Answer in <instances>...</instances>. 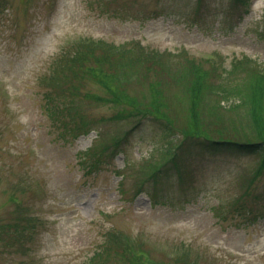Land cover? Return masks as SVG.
Returning a JSON list of instances; mask_svg holds the SVG:
<instances>
[{
  "label": "rangeland",
  "instance_id": "obj_1",
  "mask_svg": "<svg viewBox=\"0 0 264 264\" xmlns=\"http://www.w3.org/2000/svg\"><path fill=\"white\" fill-rule=\"evenodd\" d=\"M232 1L0 0V264H264L256 157L194 150L185 180L149 178L189 135L264 134V0ZM124 48L139 60L108 68ZM185 65L206 91L181 92Z\"/></svg>",
  "mask_w": 264,
  "mask_h": 264
},
{
  "label": "trees",
  "instance_id": "obj_2",
  "mask_svg": "<svg viewBox=\"0 0 264 264\" xmlns=\"http://www.w3.org/2000/svg\"><path fill=\"white\" fill-rule=\"evenodd\" d=\"M248 0H233L232 3L235 6H240V3L245 4ZM130 50L128 48H124L119 53H113L116 58L112 59L108 63V68L114 69L118 71L123 66L131 67L135 62L139 60L138 57H133L130 54ZM81 55L77 54L74 58L78 59ZM187 62L200 65L199 63H195L193 60L187 59ZM181 65L179 64V67ZM190 67V68H191ZM190 68L187 70L186 65L182 66L180 70L176 73V81L181 85V92H188L191 95L195 92L206 91L209 88L208 84H204L199 76H193L189 73ZM89 72L95 77L102 79L101 75H103V71L98 66L89 67ZM255 84L249 83V88L246 89L247 93L250 94V91H253ZM226 94L224 95V97ZM44 103H43V112L48 111L49 108H45L44 105L49 100H55V96L51 91H45L43 93ZM239 103H233L232 106H239L243 104V101H238ZM264 103V102H263ZM78 103L74 102V105L68 104L65 107L64 111H67L70 115L68 116V122L66 124H72V122L77 117H82L85 112L84 109L80 106H77ZM264 109V105H263ZM145 117H150L149 119L153 122L159 124L161 130L166 133V137H169L171 132L173 131L170 120L166 118L164 115L157 113H147ZM84 121V117H83ZM77 127H71V130H76ZM85 133V132H84ZM128 133H125L124 136L112 144H104L100 146H94L90 151H92L91 159L86 162L85 168L88 170H97L100 164L109 163L115 158V155L122 151V144H124L127 140ZM170 140H167V142ZM197 149L200 151H219L227 154H234L238 156H253L258 160L255 171L249 178V183H251L254 178L258 175L263 174L264 176V134H255L254 136H245L238 138H229V139H221L213 136H206L200 133H196V135H189V137L185 138L183 141H180L175 146L168 145L164 147L162 150L161 159H159V163H155L152 167L155 169H148V173L153 171V173L149 176L152 178L154 183H164L168 182L169 179L176 177L177 180H185L189 176V170L187 168L188 165V157L192 154V150ZM101 160V161H100ZM99 163V165H98ZM257 199H264V189L254 195ZM249 211V217L252 214L257 212L256 208L253 206L246 207ZM252 210V211H251ZM30 217V216H29ZM256 219V218H252ZM31 217V221H32ZM34 225L32 223L31 228ZM98 254L95 255L94 258H97ZM91 260H93L91 258Z\"/></svg>",
  "mask_w": 264,
  "mask_h": 264
}]
</instances>
